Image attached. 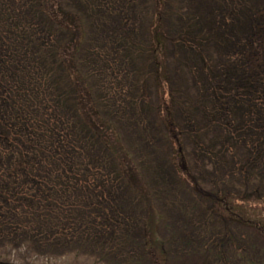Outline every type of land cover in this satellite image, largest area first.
I'll list each match as a JSON object with an SVG mask.
<instances>
[{"label":"trees","instance_id":"obj_1","mask_svg":"<svg viewBox=\"0 0 264 264\" xmlns=\"http://www.w3.org/2000/svg\"><path fill=\"white\" fill-rule=\"evenodd\" d=\"M195 3L0 0V263L264 264V0Z\"/></svg>","mask_w":264,"mask_h":264},{"label":"rangeland","instance_id":"obj_2","mask_svg":"<svg viewBox=\"0 0 264 264\" xmlns=\"http://www.w3.org/2000/svg\"><path fill=\"white\" fill-rule=\"evenodd\" d=\"M196 1L198 0H170V3L174 7V10L185 11L196 4ZM251 1L254 2L255 0ZM257 1L260 2L261 0ZM148 20L150 18L146 20L144 17V21L142 22L148 24ZM163 55L169 65V81L177 97L183 96L184 98L194 99L201 96L207 81L203 77L200 62L198 65V59H192V55L182 49L174 51L169 46L166 47ZM149 94L150 96H154V90H151ZM181 99L183 98L181 97ZM6 251L10 258L9 264H20L21 262H24V264H44L43 261L45 259L31 252L24 243L8 247ZM183 264H193V261L184 262Z\"/></svg>","mask_w":264,"mask_h":264},{"label":"water","instance_id":"obj_3","mask_svg":"<svg viewBox=\"0 0 264 264\" xmlns=\"http://www.w3.org/2000/svg\"><path fill=\"white\" fill-rule=\"evenodd\" d=\"M0 264H5V263H0Z\"/></svg>","mask_w":264,"mask_h":264}]
</instances>
